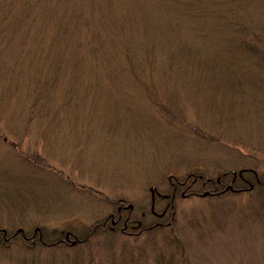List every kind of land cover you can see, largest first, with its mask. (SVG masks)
I'll return each mask as SVG.
<instances>
[{
  "label": "rangeland",
  "instance_id": "obj_1",
  "mask_svg": "<svg viewBox=\"0 0 264 264\" xmlns=\"http://www.w3.org/2000/svg\"><path fill=\"white\" fill-rule=\"evenodd\" d=\"M244 167L264 0H0V264H264V189L173 187Z\"/></svg>",
  "mask_w": 264,
  "mask_h": 264
},
{
  "label": "trees",
  "instance_id": "obj_2",
  "mask_svg": "<svg viewBox=\"0 0 264 264\" xmlns=\"http://www.w3.org/2000/svg\"><path fill=\"white\" fill-rule=\"evenodd\" d=\"M199 181L200 186L202 187L201 190L209 189L212 194L210 195H220L225 193L228 190H231L233 192H239V191H248L253 189V187H257L260 192L264 189V178L261 176L260 172L257 171L256 168H250V169H242L240 174L232 173L231 171H221L218 174L215 175H206L202 172H196L192 171L187 173L182 178H176L177 183L179 181H184L183 183H191L193 180ZM186 184V185H188ZM230 185V186H229ZM229 186V187H228ZM200 190V191H201ZM264 191V190H263ZM194 193L196 191H193ZM188 193H192L190 190H188ZM199 193V192H196ZM0 243L8 242L9 239H12L16 236L17 233L20 234V232H12V233H6L5 231L0 229ZM24 238L33 240L35 235L36 240L40 241L41 243L45 244H52L54 242H59V240H49L44 237H42L38 231H32L30 233H24L21 232ZM6 245V244H5Z\"/></svg>",
  "mask_w": 264,
  "mask_h": 264
},
{
  "label": "flooded vegetation",
  "instance_id": "obj_3",
  "mask_svg": "<svg viewBox=\"0 0 264 264\" xmlns=\"http://www.w3.org/2000/svg\"><path fill=\"white\" fill-rule=\"evenodd\" d=\"M184 181H179L178 183H177V181H176V183H173L174 185H173V187H177V184H180V185H184V183H183ZM193 182H195V179L193 180ZM192 182V183H193ZM190 185L188 184V185H186V186H184L183 187V190L184 189H187V190H190L191 192H193L192 191V189H190V187H189ZM182 194H183V191H182ZM124 205H117V212H115V213H109L104 219H103V221L102 222H98L97 224L101 227V226H105L104 224H105V222H106V220L108 219L110 222H111V224H113V225H116V223L121 219V213H120V210H121V208L123 207ZM129 206V205H128ZM130 207V206H129ZM128 218H129V216H128V214L126 215V217H124V219H123V224H122V226L120 227V229L122 230V231H124L127 227H128ZM97 225V226H98ZM113 225H112V227H113ZM144 228H146V227H142V229H144ZM69 238V237H68Z\"/></svg>",
  "mask_w": 264,
  "mask_h": 264
},
{
  "label": "water",
  "instance_id": "obj_4",
  "mask_svg": "<svg viewBox=\"0 0 264 264\" xmlns=\"http://www.w3.org/2000/svg\"><path fill=\"white\" fill-rule=\"evenodd\" d=\"M232 172H235V171L232 170ZM239 172H240V170H239ZM209 193H210L209 190H205V191L202 192V195H206V194H209ZM129 206H132V205L129 204ZM18 230H22V228H18ZM68 235H69V231L66 232V234H65V238H68ZM74 242H76L75 239L71 240V243H74Z\"/></svg>",
  "mask_w": 264,
  "mask_h": 264
}]
</instances>
